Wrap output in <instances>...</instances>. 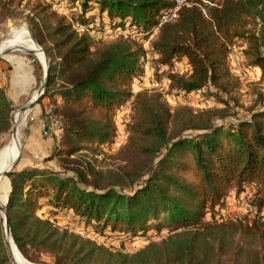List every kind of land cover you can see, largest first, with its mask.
I'll return each instance as SVG.
<instances>
[{
    "label": "trees",
    "instance_id": "1",
    "mask_svg": "<svg viewBox=\"0 0 264 264\" xmlns=\"http://www.w3.org/2000/svg\"><path fill=\"white\" fill-rule=\"evenodd\" d=\"M91 2L82 3L81 25L91 26L94 14L85 17L97 10L109 25L130 22L138 39L95 43L73 30L66 17L49 12V5L30 20L34 40L50 61L45 97L53 98L63 139L57 142L50 131V159L60 169H15L0 182V192L7 188L0 202L19 253L34 264L45 257L53 264H264V98L249 108L250 119L230 121L239 80L228 67L230 48L242 41L247 64L264 77V0ZM151 36L158 66L185 60L189 67L185 74H166L170 90L191 94L212 88L223 108L172 110L158 92L132 94L133 81L144 72L146 51L139 40ZM130 98L127 141L116 153L123 164L106 170L71 167L79 152L97 155L113 142L116 111ZM12 111L0 87V138L10 130ZM247 187L255 189L254 218L216 220L215 207ZM45 205L50 214L71 213L101 233L167 234L129 254L59 228L50 215H39ZM5 240L0 215V264H13Z\"/></svg>",
    "mask_w": 264,
    "mask_h": 264
},
{
    "label": "rangeland",
    "instance_id": "2",
    "mask_svg": "<svg viewBox=\"0 0 264 264\" xmlns=\"http://www.w3.org/2000/svg\"><path fill=\"white\" fill-rule=\"evenodd\" d=\"M183 1L186 2L187 0ZM204 1L208 3L210 0ZM215 1L217 2L218 0ZM83 2L84 0H77L76 2H73L72 0H0V9L3 4H7V8L0 13V44L12 36L15 28L27 27L32 35L30 30V20L37 18L41 8L46 5L50 6L49 12L54 11L60 16L66 17L67 21L72 24L73 30L79 34H88L91 40L95 43L97 41L110 42L117 37H131L138 39L137 31L130 26V22H126L124 26H121L119 22H117L116 26L109 25L107 19L105 17H100L97 10H92L85 17L89 18L94 14V23L91 26L85 27L84 25H81L79 18L82 16ZM90 6H95V0H92ZM52 22L49 21L48 24H51ZM118 30L122 32L124 36L117 35ZM132 30L135 31V34L131 36L127 35ZM151 38L152 36L147 41L139 40L146 51V56L143 58L142 64L144 72L140 78L133 81L131 85L132 94L135 95L144 91L158 92L168 102L172 110L179 106H185L197 112L223 108L218 99L212 95L214 92L212 88L206 87L191 94L170 90V82L166 79V74L170 72L185 74L189 71V67L183 61L175 62L170 68L158 66L155 63L157 57L151 51L149 43ZM245 48V44L242 41H238L230 48L228 55V67L230 73L239 80V88L234 93L235 100H237L233 103L234 110L232 113L234 114V117L230 118V121H236L237 118L250 119V114L248 112L249 108L256 103H260L261 97L264 98V77H262L260 69L250 67L247 64L244 56ZM28 55L35 58L36 62L40 61L37 56L35 57L32 54ZM44 72V69H41L39 86L41 85L40 81H43L44 79ZM34 94L32 93L27 98L12 103L13 111L11 114V127L8 133L0 138V150L9 143L12 130V115L19 107L24 105L26 101L31 100L33 97L32 95ZM52 100L53 98L50 96L42 97L38 105L28 113V116L21 127L22 154L15 169L38 166L60 169L56 165L55 159H50V156L54 152V149L52 148L53 138L50 137V133L44 135V126L48 125L49 115L53 113L54 104L52 103ZM131 100L132 98L128 99L116 111L114 117L116 133L113 142L101 146L97 155H86L79 152L81 155L79 159L78 157L71 159L78 164L72 163L70 164L71 167L80 168L82 170L84 169L86 171L87 167L92 165L96 169L106 170L116 169L119 165L123 164L121 159L116 156V153L127 141V126L130 123L132 116ZM57 102L61 103L59 97H57ZM53 116L58 120L59 127L52 128L51 131L57 136V142H60L63 139V131L61 127L62 122L55 115ZM4 178L2 180H4L5 183L6 180ZM254 191V187H247L240 195H237L232 191L225 200L223 207H215L214 211L216 220L237 219L244 216H248L250 219L254 218L256 213L250 205ZM0 193L5 197L7 188ZM0 204L2 203L0 202ZM49 210L50 209L45 205L39 215L44 218L50 215L54 224L61 229L77 233L82 237L91 239L97 244L107 248L123 251L129 254L137 252L150 241H159L167 234L166 232H162V234L158 235L151 231L147 235L140 234L139 236L132 237L130 235L112 233L109 231L101 233L94 228H87L84 223L80 224L71 213L61 212L58 216H54L52 213H49ZM0 215L2 218L4 217V214L1 212ZM207 218L209 220L210 216L207 215ZM6 247L8 250L7 243ZM42 264H53V262L50 257H45Z\"/></svg>",
    "mask_w": 264,
    "mask_h": 264
},
{
    "label": "bare ground",
    "instance_id": "3",
    "mask_svg": "<svg viewBox=\"0 0 264 264\" xmlns=\"http://www.w3.org/2000/svg\"><path fill=\"white\" fill-rule=\"evenodd\" d=\"M8 49L31 50L39 52V48L37 47L34 39H32V35L27 27L18 29L15 28V30H13L12 36L0 44V53ZM38 58L42 63H44L42 54H39ZM29 102L30 100L19 107L12 115V130L10 133L9 143L2 150H0V174L4 171H8L21 157V127L28 116V113H23V110L26 108ZM7 244L16 264H32L22 257L11 239L7 241Z\"/></svg>",
    "mask_w": 264,
    "mask_h": 264
},
{
    "label": "crops",
    "instance_id": "4",
    "mask_svg": "<svg viewBox=\"0 0 264 264\" xmlns=\"http://www.w3.org/2000/svg\"><path fill=\"white\" fill-rule=\"evenodd\" d=\"M183 62L186 63L185 60ZM41 69H44L42 63L36 62L35 58L26 53L8 54L0 59V87L5 88L12 103L23 100L41 87L43 83L40 81L39 86Z\"/></svg>",
    "mask_w": 264,
    "mask_h": 264
},
{
    "label": "water",
    "instance_id": "5",
    "mask_svg": "<svg viewBox=\"0 0 264 264\" xmlns=\"http://www.w3.org/2000/svg\"><path fill=\"white\" fill-rule=\"evenodd\" d=\"M33 39V37H32ZM35 41V40H34ZM36 42V41H35ZM37 47L39 48V52H35V51H31V50H20V49H8L5 50L4 52L0 53V59L8 54L14 53V52H20V53H27V54H32L34 56H37L39 54L43 55V62L42 65L44 67V71H45V76H44V80L43 83L41 85V87L39 88V90L37 92H35V94L33 95L32 99L30 100L29 104L26 106V108L23 110V113H29L36 105H38L40 99L42 97L45 96L47 89H48V80L50 78V73H51V66H50V62L49 59L47 58L45 52L43 51V49L38 45V43L36 42ZM41 61V60H40ZM20 158L18 159V161L8 170V171H4L0 174V182L2 181V179L9 173H11L12 171H14L15 167L17 166L18 162H19ZM0 212L4 214V225H5V236H6V243L7 241H9L10 239L13 241L12 238V233H11V226H10V220L8 218L7 212L4 209V207L0 204ZM14 242V241H13ZM15 244V243H14ZM8 253L12 259V263L16 264L15 260L12 257V254L9 250V246H8Z\"/></svg>",
    "mask_w": 264,
    "mask_h": 264
},
{
    "label": "built area",
    "instance_id": "6",
    "mask_svg": "<svg viewBox=\"0 0 264 264\" xmlns=\"http://www.w3.org/2000/svg\"><path fill=\"white\" fill-rule=\"evenodd\" d=\"M183 2H184L183 0H177L178 5L183 4ZM165 21H167L166 18L163 19V22H165ZM134 34H135V31L132 30L127 35L131 36V35H134ZM117 35H121V36L123 35L124 36V34L122 32H120L119 30L117 31ZM57 127H59L58 120L52 114H50L49 115V120H48V125L44 126V135H48L52 128L54 129V128H57Z\"/></svg>",
    "mask_w": 264,
    "mask_h": 264
}]
</instances>
